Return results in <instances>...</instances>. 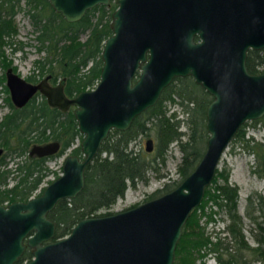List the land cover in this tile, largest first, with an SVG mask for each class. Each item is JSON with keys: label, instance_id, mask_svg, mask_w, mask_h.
I'll return each mask as SVG.
<instances>
[{"label": "water", "instance_id": "obj_1", "mask_svg": "<svg viewBox=\"0 0 264 264\" xmlns=\"http://www.w3.org/2000/svg\"><path fill=\"white\" fill-rule=\"evenodd\" d=\"M47 1L69 22L109 2ZM115 1L93 87L68 96L63 77L53 85L47 75L32 83L11 66L4 70L14 106L24 105L36 90L60 111L72 106L82 155L66 154L60 173L36 195L0 204V264H171L181 228L224 148L242 123L264 113V69L250 72L245 63L248 49L264 48V0ZM184 75L211 96L204 150L193 168L171 189L122 210L79 218L55 238L47 212L82 189L84 167L108 132L126 129L174 77ZM145 144L151 149L152 139ZM58 147L56 140L34 143L27 153L42 156ZM25 247L31 257L20 262Z\"/></svg>", "mask_w": 264, "mask_h": 264}, {"label": "trees", "instance_id": "obj_2", "mask_svg": "<svg viewBox=\"0 0 264 264\" xmlns=\"http://www.w3.org/2000/svg\"><path fill=\"white\" fill-rule=\"evenodd\" d=\"M25 3L36 31L38 48L45 50L42 59L34 60L33 66L39 68L37 78L44 71L51 73L53 80L57 76H64L63 90L67 95L93 87L99 76L100 50L111 32L108 23L114 4L94 5L86 9L78 20L69 22L54 11L47 0H25ZM19 9V0H0V67L3 70L8 66L15 69L11 59L4 55L3 46L16 33L13 15ZM81 32H85L83 40L78 37ZM261 51L248 49L245 59L248 71L264 69V53ZM3 79L4 73L0 76V84ZM2 87L7 91L5 84ZM167 99L172 103L176 100L181 106L182 117L175 118L174 113L166 114L162 102ZM5 100L9 111L0 119V146L17 159L12 162L13 166L3 167L6 161L0 158V204L3 201L26 200L46 174L45 158L28 155L30 144L58 140L61 143L58 155L75 137L81 138L71 109L61 112L49 106L40 94H34L21 107L14 106L8 96ZM209 100L210 95L191 76H178L164 87L153 105L132 119L126 129H111L92 160L84 167L82 189L73 197L59 199L47 212L55 223L54 237L67 234L79 218L111 213L96 210L109 207L117 197L123 195L127 185L145 179L144 173L152 166L151 161L128 147L139 133L153 136L156 156L161 159L168 145L174 142L181 151L177 169L184 177L204 150L207 135L205 107ZM251 122L260 123L264 138V113ZM182 123L187 128L186 133L179 130ZM247 123L245 121L240 125L231 140H241L246 150L252 153L251 171L264 181V141L244 136ZM183 135H186L184 139ZM70 152L80 154L79 145L72 147ZM9 173L15 178L12 184L7 182ZM227 179L228 171L216 168L203 190L201 201L191 209L181 228L171 264H195L196 259L202 261L207 254H212L221 264H264V195L253 191L245 197L243 215L251 225L249 233L255 243L250 245L242 230V215L237 209L238 187ZM166 188L167 183L163 189ZM160 191L155 189L148 197ZM207 201L222 210L225 220L223 228L214 231L213 235L204 231L205 221L214 220L212 214L215 212L211 209L204 211L203 206ZM202 216L205 217L203 224L200 223ZM30 255L28 251L25 252L22 260H28Z\"/></svg>", "mask_w": 264, "mask_h": 264}, {"label": "rangeland", "instance_id": "obj_3", "mask_svg": "<svg viewBox=\"0 0 264 264\" xmlns=\"http://www.w3.org/2000/svg\"><path fill=\"white\" fill-rule=\"evenodd\" d=\"M19 5L20 9L17 10L13 15V20L16 26V33L12 37H10L8 39V42L3 46V52L7 58L11 59V64L14 65L15 72L17 74L24 77L25 79L28 78L32 80L31 78H29L30 75V77L37 78L39 74V68L37 66H33L34 60L42 59L45 55V50L43 48H38L39 42L35 38L36 31L34 30L35 28L32 25L30 15L26 11L28 9V6L26 5L25 0H19ZM94 14H96V11ZM78 37L83 40L85 37V32H81ZM261 53H264V48H262ZM4 70L0 67V76L2 73H4ZM45 73L48 72L44 71L43 75ZM56 80H58V78H56ZM35 81L37 80L34 79V82ZM2 84H4V79ZM2 84H0V119L2 118L3 114L9 111V107L5 100L6 96L9 97V92L8 90L5 91L3 89ZM37 98L39 99L40 96L37 95ZM162 103L163 108L166 110V114L174 113L175 118L183 116V113H181L180 111V106L176 102V100L172 103L167 99L163 100ZM251 121L252 120L247 121L248 123L244 127V136H251L255 140L264 141L262 126L259 122L252 123ZM179 130L185 131V133L187 132V128L184 123L179 125ZM185 136L186 135H183L182 139H184ZM147 137L153 139V136L151 134L145 135L143 133H139L128 144V147H131L134 152H139L140 155L145 156L146 159H149L151 161L152 166L145 170V179H138L135 180L133 185H127L122 196L117 197L109 207H101L97 209L96 212H114L134 206L146 199H149L148 195L155 189H161V191L156 195L161 194L171 189L175 182L178 183L181 180V174L177 169V165L181 160V151L176 146V144L174 142H171L161 159L160 156H156L154 149L155 146H153V149L150 152L144 150V140ZM78 143L79 138L75 137L70 147L67 148L63 154L52 155L45 159L44 165L45 169L47 170L46 174L43 176L40 187L47 183L48 179H52L59 174V166L61 165V161L64 155L69 152V149L78 145ZM101 155H103V153H101ZM3 158L6 161L3 167L13 166L14 164L12 162L17 159V157L12 156V154L9 152H6ZM252 164L253 155L251 152L246 150V148L242 145L241 140H230V142L224 148L217 164L218 169L224 168L228 171V182L231 184H236L238 187L237 209L242 215V230L245 234L246 240L250 245H254L255 243L251 237V234L249 233V227H251V225L248 219L243 215L245 197L253 191L259 192L264 195V181L251 171ZM12 179L15 178H13L12 173H9L7 175L8 184H12ZM165 183H167V188L163 189ZM39 188L34 190V192L30 196L37 194ZM6 203V201H3L2 204L5 205ZM203 209L206 212H208L210 209L212 211H215L212 214L214 220H207L204 223L205 217L202 216L200 219V223H204V231L207 234L209 233L213 235L214 231H218L223 228L225 222V220L223 219L224 215L222 213V210L218 209V206L211 201H207L203 206ZM197 211L200 212L201 210L197 209ZM22 261L25 260H22L21 257L20 262ZM195 264L221 263H218L217 260L212 256V254H207L202 261L196 259Z\"/></svg>", "mask_w": 264, "mask_h": 264}, {"label": "flooded vegetation", "instance_id": "obj_4", "mask_svg": "<svg viewBox=\"0 0 264 264\" xmlns=\"http://www.w3.org/2000/svg\"><path fill=\"white\" fill-rule=\"evenodd\" d=\"M111 4H114V8L116 7V1H115V0H109V2H108L107 4H104V5H109V6H110ZM114 8H113V9H114ZM112 11H113V10H112ZM111 13H112V12H111ZM110 17H111V16H110ZM193 39H194V40H198L197 36H194ZM259 50H261V49H259ZM247 51H248V50H247ZM12 70H13V69H12ZM13 71L15 72V69H14ZM259 72H260V71H259ZM46 75H47V82H48L49 84H51V85L56 84L57 82H59L60 80H62V77H63V78H64L63 83H62V88H63V86H64V82H65V77H64V76H57L58 80H56V79L53 80V76H52L51 73H45L44 75H42L40 78H37L36 80L38 81L39 79L43 78V77L46 76ZM30 76H31V75H30ZM30 76H29V77H30ZM184 76H187V75H184ZM189 76H190V75H189ZM177 77H178V76H177ZM174 78H175V77H174ZM192 79H193V78H192ZM26 80L29 81V82H32V81H33L32 83L37 82V81L34 82V80H29V79H26ZM172 80H173V79H172ZM172 80H171V81H172ZM171 81H170V82H171ZM166 86H167V85H166ZM163 89H164V88H163ZM63 91H64V90H63ZM34 94H40V95H42V94L39 92V90H36V91L32 94V96H33ZM160 94H161V93H160ZM208 94H209V93H208ZM209 95H210V94H209ZM32 96H31V97H32ZM42 96H43V95H42ZM68 96H71V95H68ZM159 96H160V95H159ZM31 97H30V98H31ZM30 98H29V99H30ZM43 98H44V96H43ZM210 98H211V96H210ZM44 100H45V98H44ZM179 106H180V105H179ZM55 108H56V107H55ZM147 108H148V107H147ZM57 109H58V108H57ZM68 109H71V110H72V106L68 107L66 110H68ZM58 110H59V109H58ZM66 110H65V111H66ZM59 111H60V110H59ZM143 111H144V110H143ZM180 111H181V106H180ZM61 112H62V111H61ZM181 113H182V111H181ZM139 114H140V113H139ZM73 117H74V116H73ZM134 117H135V116H134ZM181 117H182V116H181ZM74 120H75V119H74ZM76 127H77V125H76ZM112 129H114V128H112ZM77 130H78V129H77ZM110 131H111V130H110ZM110 131H109V132H110ZM78 132H79V131H78ZM109 132H108V133H109ZM79 133H80V132H79ZM80 134H81V133H80ZM107 135H108V134H107ZM81 138H82V134H81ZM81 138H80V139H81ZM147 138H148V137H147ZM147 138H146V139H147ZM149 138H150V137H149ZM146 139H145V140H146ZM151 139H152V138H151ZM51 140H55V139H51ZM51 140H47V141H51ZM145 140H144V146H143L144 150H145V151H149V152L152 151L153 146H154V140L152 139V146H151V149H149V150H147L146 147H145V146H146V144H145ZM47 141H45V142H47ZM56 141H58V140H56ZM45 142H42V143H45ZM58 142H59V147H58L57 150H55L53 153L45 154V155H42V156H36V155H32V156L43 157V158L46 159V158H48L49 156L57 155V152H58L59 149L61 148V143H60V141H58ZM79 142H80V140H79ZM130 142H131V141H130ZM32 144H34V143H32ZM32 144H31V145H32ZM71 144H72V143H71ZM71 144H70V145H71ZM70 145L67 146L61 154H63V153L65 152V150H66L67 148L70 147ZM78 145H79V143H78ZM0 147L2 148V151H1V153H0V158H1V157H4V156H5L7 150H6L5 148H3L2 146H0ZM130 148H131V147H130ZM28 149H29V148H28ZM79 149H80V148H79ZM154 149H155V147H154ZM70 150H71V149H69V152L66 153V154H71ZM131 150H132V148H131ZM27 151H28V150H27ZM97 151H98V150H97ZM132 151H133V150H132ZM133 152H134V151H133ZM136 153H137V152H136ZM138 153H139V152H138ZM66 154H65V155H66ZM74 154H76V153H74ZM95 154H96V153H95ZM139 154H140V153H139ZM58 155H60V154H58ZM65 155H64V156H65ZM77 155H78L79 157H81V155H82V154H81V151H80V154H77ZM63 158H64V157H63ZM45 159H44V161H45ZM62 160H63V159H62ZM61 163H62V161H61ZM60 167H61V165L59 166V173H60ZM54 178H55V177H54ZM52 179H53V178H52ZM48 180L50 181L51 179H48ZM48 180H47V182H48ZM41 182H42V181H41ZM41 182H40V184H41ZM44 182H45V181H44ZM40 184H39L38 188L41 186ZM45 184H46V183H45ZM45 184H44V185H45ZM44 185H43V186H44ZM43 186H42V187H43ZM38 193H39V192H38ZM35 195H36V194H35ZM27 251L30 253L29 248H28V247H25L24 250H23V252H22V255H21L20 257H22L23 254H24L25 252H27Z\"/></svg>", "mask_w": 264, "mask_h": 264}]
</instances>
